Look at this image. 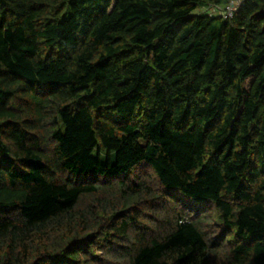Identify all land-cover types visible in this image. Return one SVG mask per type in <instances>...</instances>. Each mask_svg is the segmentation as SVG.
I'll return each instance as SVG.
<instances>
[{
  "label": "trees",
  "instance_id": "16d2710c",
  "mask_svg": "<svg viewBox=\"0 0 264 264\" xmlns=\"http://www.w3.org/2000/svg\"><path fill=\"white\" fill-rule=\"evenodd\" d=\"M0 0V264H264V0Z\"/></svg>",
  "mask_w": 264,
  "mask_h": 264
},
{
  "label": "built area",
  "instance_id": "2783aa9c",
  "mask_svg": "<svg viewBox=\"0 0 264 264\" xmlns=\"http://www.w3.org/2000/svg\"><path fill=\"white\" fill-rule=\"evenodd\" d=\"M243 0H228L223 6H217L209 10L211 13H217L222 18H230Z\"/></svg>",
  "mask_w": 264,
  "mask_h": 264
}]
</instances>
